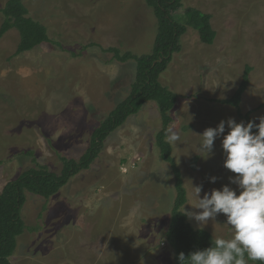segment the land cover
I'll list each match as a JSON object with an SVG mask.
<instances>
[{"label": "rangeland", "instance_id": "obj_1", "mask_svg": "<svg viewBox=\"0 0 264 264\" xmlns=\"http://www.w3.org/2000/svg\"><path fill=\"white\" fill-rule=\"evenodd\" d=\"M7 1L0 0V9ZM24 2L32 18L47 27L51 42L13 58L19 32L11 30L0 41V161L6 160L0 165V193L36 167L33 157L22 153L34 151L37 163L58 175L61 158H81L95 129L129 96L136 77L134 61L119 62L103 49L150 54L157 35L146 0ZM190 7L212 16L217 39L205 45L189 28L182 52L161 76L162 85L178 95L170 114L181 139L171 145L188 210L191 181L208 192L234 175L223 167V137L208 156L199 151L198 135L229 118L247 123L235 108L218 102L234 95L246 65L253 72L242 112H252L258 123L264 116V0H183L178 14ZM2 21L0 13V26ZM161 130L159 106L148 102L109 136L90 169L59 193L50 199L27 193L26 230L11 263L175 264L174 242L167 237L175 180L156 143ZM212 176L218 177L215 184ZM224 222L219 215L203 229L213 238H230Z\"/></svg>", "mask_w": 264, "mask_h": 264}, {"label": "trees", "instance_id": "obj_2", "mask_svg": "<svg viewBox=\"0 0 264 264\" xmlns=\"http://www.w3.org/2000/svg\"><path fill=\"white\" fill-rule=\"evenodd\" d=\"M146 3L153 9L157 20L153 49L150 54L141 56L130 52L122 54L118 48L103 49L104 52L113 54L114 59L119 62L134 61L136 77L129 96L95 129L86 152L79 160L61 158L63 170L60 175L38 164L34 151L22 153L33 157L36 167L8 182L0 193V264H12L10 259L17 249L18 237L26 230L22 217L27 202L26 194L32 193L46 199L55 196L72 178L82 171L89 170L103 152L109 136L125 125L130 117L139 114L145 104L151 101L158 104L162 118V130L156 137V143L161 159L170 165L175 180L176 199L167 233L168 239L174 242L175 264H179L177 257L180 252L187 256L193 251L211 246L212 234L204 229H195L188 217L182 214L188 202V193L182 172L173 158V147L165 141V132L173 123L170 113L178 103V95L162 85L161 76L167 71L174 55L182 52L181 40L189 28L196 30L201 42L209 46L215 43L217 32L212 25V16L196 8H187L183 15H179L183 0H146ZM0 13L3 15L0 41L11 30H17L20 34V42L13 58L51 42L47 27L32 18L24 0H8L4 8L0 9ZM252 72L253 68L246 65L241 84L234 95L218 101L235 108L239 118L246 122L255 120L251 116L252 112H242V100L251 84ZM197 159L198 157L193 159V167ZM4 163L6 160L0 161V165Z\"/></svg>", "mask_w": 264, "mask_h": 264}, {"label": "clouds", "instance_id": "obj_3", "mask_svg": "<svg viewBox=\"0 0 264 264\" xmlns=\"http://www.w3.org/2000/svg\"><path fill=\"white\" fill-rule=\"evenodd\" d=\"M247 123L235 119L222 120L217 127H209L201 135L199 151L208 156L214 152L217 138L223 137V167L234 174L228 184L205 192L203 185L191 180V201L183 215L194 220L200 229L217 217H225L224 224L231 231L230 238L215 236L211 246L198 249L187 256L180 252L179 264H264V116ZM226 125L228 132H226ZM181 137L172 126L165 132V141L175 144ZM218 177H210L215 184ZM234 186V187H233ZM203 192V195H201Z\"/></svg>", "mask_w": 264, "mask_h": 264}]
</instances>
